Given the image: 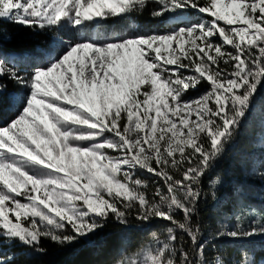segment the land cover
I'll list each match as a JSON object with an SVG mask.
<instances>
[{
	"label": "snow or ice",
	"instance_id": "snow-or-ice-1",
	"mask_svg": "<svg viewBox=\"0 0 264 264\" xmlns=\"http://www.w3.org/2000/svg\"><path fill=\"white\" fill-rule=\"evenodd\" d=\"M150 5L166 31H84ZM5 23L51 33V50L9 47ZM261 89L264 0H0V246L76 245L114 218L161 224L116 264H264V210L239 189L229 207L220 175L203 187L257 108L264 128Z\"/></svg>",
	"mask_w": 264,
	"mask_h": 264
},
{
	"label": "trees",
	"instance_id": "trees-1",
	"mask_svg": "<svg viewBox=\"0 0 264 264\" xmlns=\"http://www.w3.org/2000/svg\"><path fill=\"white\" fill-rule=\"evenodd\" d=\"M153 7L148 6L143 13L127 16L136 26L142 28L168 27V22H160L151 17ZM123 18H113L102 23V26L112 33H117V26L124 24ZM134 32L131 33V35ZM3 34L9 37V47L17 51H30L41 53L43 42L50 39L43 38L44 32L19 27L5 23ZM128 35V34H127ZM42 47V48H40ZM10 91H14L13 85H9ZM258 101H264V89L260 90ZM5 115L0 112V125ZM261 117L259 108L254 112L241 130V134L229 143L223 155L216 162L214 168L204 180V190H209V184L217 175L224 178L226 183L221 188L220 199L229 207L235 204L237 197L234 192L239 189L240 197L246 202L264 210V180L253 177L249 173L264 161V147H262ZM147 178V177H145ZM208 203L201 206V222L204 225L215 227L217 214L214 211L210 196ZM160 223L151 225L139 224L131 221L128 225H122L114 218L105 222L102 229H98L96 235L90 241H82L76 245L61 247L55 242L42 239L40 247L42 252L29 249L18 243L12 246H1L6 254L13 257L12 264H115L122 254H133L144 242L148 240L151 232L158 231ZM258 250L264 249V241H256L254 245ZM241 245L233 241H225L223 244L226 258L237 257ZM215 255V253H213Z\"/></svg>",
	"mask_w": 264,
	"mask_h": 264
},
{
	"label": "rangeland",
	"instance_id": "rangeland-1",
	"mask_svg": "<svg viewBox=\"0 0 264 264\" xmlns=\"http://www.w3.org/2000/svg\"><path fill=\"white\" fill-rule=\"evenodd\" d=\"M117 30H118L117 33H112L111 31H109L108 29H106V28H104L102 26L97 27V25H91L89 28L84 29V31H87V32H90V33L93 32V34L96 33L97 31H99V32H102V33H108V34H111V35L119 36V35H127V34L131 35L132 32H134L133 33L134 35L150 33V32H163V31L167 30V27L158 26V27H153V28H148V29H146V28H142L141 29V27L139 25L136 26V24L132 20H130L128 17H126L124 19V24H119L117 26ZM62 34H64L67 37H74V36L77 35L76 33L72 32L67 26H65V28L62 30ZM43 38L50 39V43L49 42H43L42 46L45 45V46H48V47H46L45 49H41V52L42 51H50L51 50V45L54 42L53 39H52V34L44 32V37ZM40 48H42V47H40ZM202 91H204L203 88H198L197 90H193L191 92V95L192 96L199 95ZM0 253L6 254V252H4V249L1 246H0ZM7 255L12 256L11 254H7Z\"/></svg>",
	"mask_w": 264,
	"mask_h": 264
}]
</instances>
